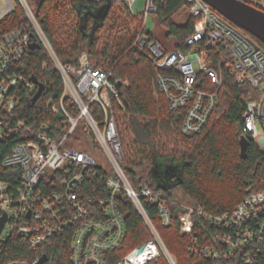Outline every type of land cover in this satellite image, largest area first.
<instances>
[{"label":"built area","instance_id":"2783aa9c","mask_svg":"<svg viewBox=\"0 0 264 264\" xmlns=\"http://www.w3.org/2000/svg\"><path fill=\"white\" fill-rule=\"evenodd\" d=\"M241 1L264 12V0ZM5 2L1 17L16 4L15 0ZM19 2L62 76V99L50 100L48 106L63 119L37 123L21 116L23 92L36 85L19 70L33 41L24 29L7 32L0 41V141L13 137L18 141L1 161L10 173L0 178V217L6 213L8 218L0 233V264H37L46 255L6 259V245L13 236L27 239L38 251L64 235L69 237L72 264H151L161 256L176 264L147 211L148 203L155 204L170 226V201L149 183L136 187L125 168L127 156L118 122V112L125 107L112 80L113 68L95 67L87 51L79 55L77 65L63 63L30 2ZM127 2L130 11L142 18L131 49L152 62L158 93L182 118L181 133L194 136L207 128L230 75L257 91L247 101L242 129L243 136L253 139L264 153V48L255 36L205 0H187L193 32L184 46L170 50L148 26L150 15H158V0H146L142 10L136 8L138 0ZM122 197L132 201L151 235L124 254L127 220ZM180 206L185 209L181 233L191 256L211 264H257L264 252V189L251 191L232 211L218 216L189 202ZM201 220L214 228L212 244L205 242L207 236H200ZM48 262L49 257L44 264Z\"/></svg>","mask_w":264,"mask_h":264},{"label":"trees","instance_id":"16d2710c","mask_svg":"<svg viewBox=\"0 0 264 264\" xmlns=\"http://www.w3.org/2000/svg\"><path fill=\"white\" fill-rule=\"evenodd\" d=\"M116 1L120 2L118 7ZM110 2L105 18L97 19V11ZM185 5L187 0H158V16L168 25L170 33L178 36L177 45L180 46H184L185 38L193 32L194 21L191 19L187 26H179L172 22L171 17ZM59 6L58 0H37L34 7L37 20L63 63L77 65L79 55L87 51L95 67L113 68L112 80L118 85L125 107L118 112L127 156L125 168L136 187L149 183L170 201V226L165 225L155 204L148 203L147 211L176 264H211L208 259L189 254L187 239L181 233V216L185 209L180 204L186 199L205 208L208 215L218 216L232 211L251 191L264 189V153L253 139H249L247 156L243 158L240 145L243 113L248 99L256 96L257 91L227 75L219 92L214 120L200 134L183 135L180 131L182 118L169 109L167 100L157 91L152 62L131 49V27L139 32L142 18L130 11L127 0H71L69 14L75 20V28L72 29L77 33L75 38H71V34L60 26L56 15L63 12ZM62 17L66 15L63 13ZM17 28L29 31L31 40L41 45L27 51L19 70L44 85V91L35 103L33 97L39 89L38 85L25 91V94L23 92L20 114L29 122L60 123L63 115L52 112L48 102L61 101L63 79L40 43L19 0L13 11L0 16V41L7 32ZM101 32L107 33L102 44L99 40ZM255 39L264 48V43ZM65 102L69 103L68 100ZM164 136L178 147L170 148ZM17 141V137L0 141V178H8L10 172L1 161ZM179 146L181 148L177 150ZM165 166L175 168L169 173L170 177L163 174ZM157 168L160 169L158 178L154 174ZM121 199L127 220L123 249L126 251L142 245L151 235L132 201L124 197ZM197 227L202 238L207 236L205 242L212 244L214 228L206 220L199 221ZM29 244L27 239L13 236L6 245V259L36 258V255L44 253L49 257L48 264H72L68 235L53 239L38 251H34ZM151 264L170 263L165 256H161ZM257 264H264V252Z\"/></svg>","mask_w":264,"mask_h":264},{"label":"water","instance_id":"95a60500","mask_svg":"<svg viewBox=\"0 0 264 264\" xmlns=\"http://www.w3.org/2000/svg\"><path fill=\"white\" fill-rule=\"evenodd\" d=\"M209 3L214 9L228 18L230 21L238 25L239 27L245 29L252 35H254L257 39H259L262 43H264V12L241 1V0H205ZM111 6V2L102 8H100L96 15V18L99 20H103ZM39 43H32L29 47L33 49L35 47H40ZM32 81L38 85V88L34 97L33 102L35 103L41 97L42 92L44 91V85L39 83L38 80L33 77ZM250 141L245 136L240 138L241 145V154L243 158L247 156V150L249 147ZM160 169H156L154 174L157 175V178L160 176ZM165 176L170 177V172H174L175 168L173 166H165L162 170ZM161 185V184H160ZM8 218L6 213L0 217V233L2 229H4L5 223ZM48 260L47 255H43L41 259L37 262V264H44Z\"/></svg>","mask_w":264,"mask_h":264},{"label":"rangeland","instance_id":"374dc122","mask_svg":"<svg viewBox=\"0 0 264 264\" xmlns=\"http://www.w3.org/2000/svg\"><path fill=\"white\" fill-rule=\"evenodd\" d=\"M58 1L60 4V6H59L60 10L66 15V17H62L63 13H61V12L56 15V16H58L60 26L63 27L64 29H66L69 32V34H71L70 35L71 38H75L77 33L74 32V30L72 31V29L75 28V22H74L75 20H74L73 16L69 14V6H70L71 0H58ZM145 1L146 0H138V2L136 3V8L142 10L144 7ZM17 2H18V0H15V3H17ZM5 4H6L5 0H0V7L5 6ZM30 4H31V7H33V8L36 7L37 0H33L32 2L30 1ZM119 4H120V2L116 1L117 7L119 6ZM191 15H192L191 9L189 8L188 5H185L179 11H177L174 15H172L171 20H172V22H174L175 24H177L179 26H187L190 23ZM120 21H123V20H120ZM148 26H150V28H151L152 35L156 39H158L166 48L171 50L178 44V42H179L178 36L170 33V28L168 27L167 24H165L161 21V19L158 15L157 16L150 15V17L148 18ZM131 28H132V30L130 32V36L133 38L134 35L136 34V29L134 27H131ZM100 34L101 35H100L99 40H100V44H102L106 40L107 33L104 34L103 32H101ZM156 97L158 98V96H156ZM161 133L163 134V132H161ZM162 138L163 137H161V139ZM163 139H164V141L166 140L165 142H167V144L170 148L175 147L173 141L170 138H167L164 136ZM176 147H178V146H176ZM180 148L181 147L179 146V148H177V150H180ZM95 153H96V151H95ZM180 153L181 152L179 151L178 155H180ZM97 154H98L100 161L102 163H104V158L102 157L101 154H99V150H97ZM143 172H145V171H143ZM143 172H142V174H143ZM180 192L181 191H178V193H180ZM183 202L186 203L188 201H186V199H185ZM140 245L141 244L136 245L135 247H138ZM135 247H133V248H135ZM130 250L131 249H127L126 251L123 250V254L130 251Z\"/></svg>","mask_w":264,"mask_h":264}]
</instances>
